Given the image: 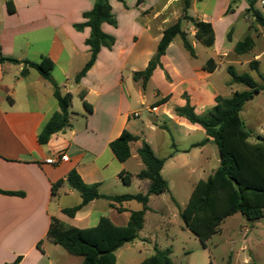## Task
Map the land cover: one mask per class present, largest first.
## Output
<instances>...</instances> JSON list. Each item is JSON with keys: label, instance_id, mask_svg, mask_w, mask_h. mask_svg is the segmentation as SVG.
Returning <instances> with one entry per match:
<instances>
[{"label": "crops", "instance_id": "1", "mask_svg": "<svg viewBox=\"0 0 264 264\" xmlns=\"http://www.w3.org/2000/svg\"><path fill=\"white\" fill-rule=\"evenodd\" d=\"M232 1L192 0L190 15L212 25L215 43L205 47L194 41V57L177 36L161 60L163 68H158L143 88L133 75L147 68L164 31L181 18L182 0H109L117 27L103 24L102 29L115 37V45L112 49H101L94 66L79 82L76 76L90 58L86 41L91 30L86 27L79 31L75 26L85 22L83 15L93 9L95 0H0V58L20 61L0 63V264H57L53 252L59 245L48 237L53 218L78 228L77 224L92 219L93 211L84 213L88 208L107 207V214L100 216L97 224L102 217H108L119 227L128 224L131 212L128 207L134 201L115 204L116 208H112L109 200L97 199L84 206L74 218L65 215L63 209L71 207L62 203L59 189L68 184L64 183L55 194L53 186L66 181L72 171L85 184L96 185L102 195H127L128 186L119 174L129 173L132 183L140 180L137 175L144 164L138 149L142 141L151 146L158 158L166 160L162 171L165 180L167 168L174 176L186 173L188 177L199 174L208 178L217 170L218 167L208 172L211 154L219 166L217 146L201 126L177 116L174 109L189 102L197 114L205 113L216 105L217 97H230L236 92L224 94V86L218 79H212L221 64L239 62V55L236 52L231 55L227 50L226 41L233 40L235 31H244L239 24L243 15L247 22L250 18L246 14V0H240L236 10L228 13ZM263 29L256 22L249 24V32L264 37ZM194 35L192 27L190 36ZM43 57L55 64L51 81L36 69L21 75L24 61L39 63ZM210 60L215 64L207 68ZM255 60L260 63V55L248 62ZM125 73L129 79H125ZM55 87L62 95L73 96L71 126L41 145L38 141L41 129L60 110L54 96ZM148 93L154 103L146 110L154 116V121L147 128L167 132L171 141L163 136L157 142L146 134L137 136L133 132L134 120L141 118L136 102L144 105ZM83 94L92 106L91 113L83 105ZM166 98L168 101L160 104ZM76 99L81 103L78 109ZM153 106L158 107L156 112L149 111ZM135 113H140V117L135 118ZM125 130L139 139L135 143L140 146L135 151L131 148L130 159L137 160L134 170L128 167L130 159L120 163L110 148ZM59 155L67 156L68 160L56 164L46 162ZM140 182L143 193H147L150 182ZM74 194L70 187L64 197ZM153 196L159 195L150 196L145 222ZM80 203L81 199L74 206ZM118 208L125 210L120 212ZM67 219L77 224H68Z\"/></svg>", "mask_w": 264, "mask_h": 264}, {"label": "trees", "instance_id": "2", "mask_svg": "<svg viewBox=\"0 0 264 264\" xmlns=\"http://www.w3.org/2000/svg\"><path fill=\"white\" fill-rule=\"evenodd\" d=\"M182 1L181 18L164 31L157 51L147 68L133 75V79L140 82L143 88L146 87L154 72L158 68H163L161 60L177 36L181 38L185 49L194 57L196 56L194 41L205 47H211L215 43L212 25L198 21L190 15L192 0ZM239 1H232L228 13L236 10ZM246 2L248 4L246 14L252 13L256 24L264 27V14L254 9L257 0H246ZM8 6L9 11L12 12L10 1ZM83 17L85 22L76 25L75 28L79 31L86 27L90 28V37L86 41V45L90 48V58L76 76V82H79L91 70L101 49H112L116 41L115 37L106 34L102 29L103 24L117 27V19L109 0H95L93 9L84 13ZM192 27L195 29L194 37L190 36ZM254 48L255 40L248 35L237 43L235 52L238 55L248 54ZM6 61L20 63L14 59L0 58V63ZM23 64L25 68L21 73L22 76H26L29 69H36L44 79L51 81L55 64L50 58L43 57L39 63L24 61ZM213 64H215L214 60H210L207 68ZM259 65L258 60L250 63L251 69L256 72H259ZM228 71L232 76L231 84H243L247 90L236 91L230 97H217L216 105L203 115L197 114L189 102L183 107L174 109L177 116L201 126L219 151L220 163L217 170L207 180H201L196 184L188 203L180 212L185 228L191 231L204 246L220 232L223 221L231 216L241 214L251 221L264 218V137L258 136L255 141H251V133L241 117L244 106L263 92L264 86H259L248 73L237 74L233 67H229ZM54 96L60 110L53 114L41 129L38 135L41 145H46L54 134L63 132L71 126L72 94L62 95L55 87ZM81 99L86 111L91 113L92 106L85 100L84 94ZM167 101L168 98L160 104ZM138 140L125 130L110 144L111 150L120 163H125L131 158V145ZM138 155L144 164V169L137 177L150 182L147 193L105 196L98 191L96 185L85 184L76 171L70 172L66 181L61 180L53 186V194L64 183L79 193L81 203L63 209V213L71 218H74L84 206L97 199L109 200L112 208H116L115 204L131 201H137L142 205L141 210L130 212V219L125 227L116 226L108 217H102L97 226L86 229L69 227L53 218L48 237L69 254L82 257L81 264H117L116 251L139 238L144 227L145 214L149 210L150 196L162 195L170 191L169 183L162 175L166 160L158 158L145 141H142ZM119 177L125 185H131L132 176L129 173L122 171ZM123 210L125 209L118 208L120 212ZM169 253V250H155L154 254L140 264H171ZM244 264L257 263L251 261Z\"/></svg>", "mask_w": 264, "mask_h": 264}, {"label": "rangeland", "instance_id": "3", "mask_svg": "<svg viewBox=\"0 0 264 264\" xmlns=\"http://www.w3.org/2000/svg\"><path fill=\"white\" fill-rule=\"evenodd\" d=\"M263 1L257 0L254 9L264 14ZM243 16L239 24L244 28V31H235L233 40L226 41V48L231 52V55H235L237 43L248 35L254 38L256 47L248 54L239 55L238 63L220 65L212 79H218L219 83L224 86V94L247 90V87L243 84H226L232 81V76L228 71L229 66H232L237 74H250L259 86H264V37L254 31L249 32V24H254L255 22L252 13L249 14L250 19L248 22ZM262 32L264 33V29ZM256 55H260L259 72L253 71L248 62L250 58H254ZM125 79H129L128 73H125ZM146 98L147 102L144 105H141V101L136 102L135 108L141 112V118L134 120L133 132L137 136L146 134L157 142L161 141L163 136L164 139H170L171 141L170 134L167 132L161 130L153 132L147 128L154 121V116L149 114L146 109L154 103V99L151 93H148ZM75 103L76 109H78L79 105H81L79 99H76ZM209 111L199 115L206 114ZM241 117L251 133V141H255L258 136L264 137V91L256 95L253 100L244 106ZM171 134L174 135L175 133L172 131ZM138 146L140 145L132 143L131 148L135 151ZM128 167L131 170L136 169L137 160L130 159ZM217 167L218 164L215 157L211 154L208 172L215 170ZM164 176L166 180L170 181V193L153 196L150 203L151 211L146 216V222L139 238L133 243L125 244L116 251L117 264H140L148 256L154 254L155 250H169L171 264H244L251 261L257 264H264V218L251 221L241 214L231 216L223 221L220 225V232L214 235L204 246L191 231L185 228L180 212L188 203L194 185L199 178L207 180L208 177H199V174L188 177L189 175L186 173L181 174V176H174L169 168L165 170ZM133 181L126 188V192L132 195L143 193L140 180ZM59 190L62 203L66 206L72 207L80 202L81 197L77 192H75L74 196L64 197L65 194H69V185L61 187ZM57 201L58 197L55 198V204ZM100 203L106 205L104 201ZM128 208L131 211H138L141 210L142 205L134 201L130 203ZM88 211H93V217L86 223L77 224L68 219L67 223L77 224L76 226L81 229L95 227L98 218L106 215L108 208L97 210L88 208L84 213ZM53 257L57 259V264H81L83 261L82 257L69 254L61 246L53 252Z\"/></svg>", "mask_w": 264, "mask_h": 264}, {"label": "built area", "instance_id": "4", "mask_svg": "<svg viewBox=\"0 0 264 264\" xmlns=\"http://www.w3.org/2000/svg\"><path fill=\"white\" fill-rule=\"evenodd\" d=\"M158 110V107H156V106H153V107H151L150 109H149V111H151V112H156ZM134 117L135 118H139L140 117V113H135L134 114ZM68 160V157L67 156H65V155H59L58 157H57V159L55 158H53V159H48L46 162L48 163V164H56V163H59V162H65V161H67Z\"/></svg>", "mask_w": 264, "mask_h": 264}]
</instances>
